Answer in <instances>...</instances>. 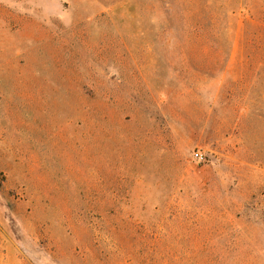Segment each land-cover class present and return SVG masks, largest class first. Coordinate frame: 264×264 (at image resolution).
<instances>
[{"label":"rangeland","instance_id":"374dc122","mask_svg":"<svg viewBox=\"0 0 264 264\" xmlns=\"http://www.w3.org/2000/svg\"><path fill=\"white\" fill-rule=\"evenodd\" d=\"M0 264H264V0H0Z\"/></svg>","mask_w":264,"mask_h":264}]
</instances>
